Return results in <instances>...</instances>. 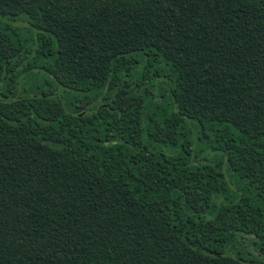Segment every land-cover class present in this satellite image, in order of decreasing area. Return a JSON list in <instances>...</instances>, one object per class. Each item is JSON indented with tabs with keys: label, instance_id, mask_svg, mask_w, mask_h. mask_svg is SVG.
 <instances>
[{
	"label": "trees",
	"instance_id": "1",
	"mask_svg": "<svg viewBox=\"0 0 264 264\" xmlns=\"http://www.w3.org/2000/svg\"><path fill=\"white\" fill-rule=\"evenodd\" d=\"M0 17V264H264V0Z\"/></svg>",
	"mask_w": 264,
	"mask_h": 264
},
{
	"label": "rangeland",
	"instance_id": "2",
	"mask_svg": "<svg viewBox=\"0 0 264 264\" xmlns=\"http://www.w3.org/2000/svg\"><path fill=\"white\" fill-rule=\"evenodd\" d=\"M22 19L26 20L27 21V18L26 16H23ZM0 24H4V25H7V26H10L12 28H21V29H26L27 27H29L28 23H26L25 21H17V20H13L11 17H7V18H2L0 17ZM46 88H49V87H46ZM53 90H56V92L59 94L61 93L63 90L62 88H58L56 85L53 86L52 88ZM180 151V149H177V148H165L164 149V152L165 153H169V154H172V153H178ZM204 156L207 158V159H212V157L215 156L214 153H212L211 151H207L205 152ZM241 252L245 253L246 256H248L247 254H252V252L256 255H258V252H256L251 246H246V247H243V249H241ZM250 257V256H248Z\"/></svg>",
	"mask_w": 264,
	"mask_h": 264
}]
</instances>
